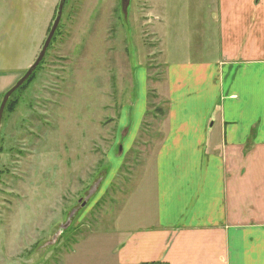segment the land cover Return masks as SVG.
Returning <instances> with one entry per match:
<instances>
[{
    "label": "rangeland",
    "instance_id": "374dc122",
    "mask_svg": "<svg viewBox=\"0 0 264 264\" xmlns=\"http://www.w3.org/2000/svg\"><path fill=\"white\" fill-rule=\"evenodd\" d=\"M59 1L0 0V103L34 63ZM151 5L65 1L42 61L2 114L0 264H121L133 234L160 226L165 68L197 58L188 51L198 38L162 42Z\"/></svg>",
    "mask_w": 264,
    "mask_h": 264
},
{
    "label": "crops",
    "instance_id": "0c3cea01",
    "mask_svg": "<svg viewBox=\"0 0 264 264\" xmlns=\"http://www.w3.org/2000/svg\"><path fill=\"white\" fill-rule=\"evenodd\" d=\"M152 2L153 35L197 37L198 57L165 68L162 219L124 243L121 264H264V0Z\"/></svg>",
    "mask_w": 264,
    "mask_h": 264
},
{
    "label": "water",
    "instance_id": "95a60500",
    "mask_svg": "<svg viewBox=\"0 0 264 264\" xmlns=\"http://www.w3.org/2000/svg\"><path fill=\"white\" fill-rule=\"evenodd\" d=\"M65 1L66 0H60L57 6V11H56V15H55V19L52 23V26L50 27V31L34 61V63L28 68V70L26 71V73L15 83V85L13 87H11L3 96L1 103H0V126H1V119H2V114L4 111V108L6 106V103L8 101V99L10 98V96L31 76V74L35 71V69L38 67V65L40 64V62L42 61L46 50L55 34V31L60 23L61 20V16H62V11L65 5ZM86 201L83 202L82 205L85 204ZM74 212L71 213V215L68 217V221L62 226L60 227V231L57 233V239L60 236V234L66 230L69 227L70 224V220L73 217ZM56 239V240H57Z\"/></svg>",
    "mask_w": 264,
    "mask_h": 264
},
{
    "label": "trees",
    "instance_id": "16d2710c",
    "mask_svg": "<svg viewBox=\"0 0 264 264\" xmlns=\"http://www.w3.org/2000/svg\"><path fill=\"white\" fill-rule=\"evenodd\" d=\"M32 74H33V73H32ZM32 74H31V75H32ZM29 78H30V77H29ZM29 78H28V79H29ZM28 79H27V80H28Z\"/></svg>",
    "mask_w": 264,
    "mask_h": 264
}]
</instances>
